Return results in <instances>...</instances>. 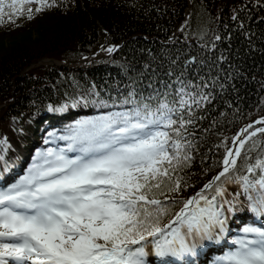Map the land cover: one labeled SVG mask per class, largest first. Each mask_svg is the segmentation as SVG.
Returning a JSON list of instances; mask_svg holds the SVG:
<instances>
[{
	"label": "trees",
	"instance_id": "16d2710c",
	"mask_svg": "<svg viewBox=\"0 0 264 264\" xmlns=\"http://www.w3.org/2000/svg\"><path fill=\"white\" fill-rule=\"evenodd\" d=\"M47 3L50 6L40 12L35 11L38 2L25 4L22 15H5L0 23V164L8 165V173H14L10 164L17 148L31 152L48 129L64 133L77 120L106 110L94 101L118 104L132 91L137 98L158 92L153 107L166 100L176 109L171 115L179 135L172 128L163 130L183 145L182 162L170 170L171 179L154 189L155 197L170 209L161 223L202 189L212 198L216 184L248 175L245 156L247 163L264 159V132L257 131L264 123H256L242 136L236 168L204 189L221 172L224 153L240 125L264 113V0ZM100 45L116 47L75 67L38 63L46 57L74 64ZM181 86H186L184 98L189 99L184 108L175 103ZM165 92L171 94L165 97ZM192 96L198 104L191 102ZM177 179L180 190L172 191ZM235 206L233 222L250 218L247 206Z\"/></svg>",
	"mask_w": 264,
	"mask_h": 264
},
{
	"label": "snow or ice",
	"instance_id": "6c2138e0",
	"mask_svg": "<svg viewBox=\"0 0 264 264\" xmlns=\"http://www.w3.org/2000/svg\"><path fill=\"white\" fill-rule=\"evenodd\" d=\"M34 2L40 4L36 12L50 6L47 0H0V23L5 15H22L24 5ZM185 87L175 93L180 108L189 104ZM159 95L137 98L132 91L118 104L94 101L106 110L77 120L62 135L49 133L63 146L38 151L22 176L0 185V264H149V248L161 264H171L169 258L190 264L186 257L194 258L203 241L219 242L217 233L225 231L223 205L231 203L217 204L221 187L211 199L202 189L183 201L168 223H161L170 209L155 197L154 189L171 179L170 170L182 162L183 145L163 130L172 128L179 135L171 115L176 109L166 100L155 107L151 103ZM190 99L199 103L195 96ZM239 144L213 180L236 168L244 141ZM244 159L248 175L236 178L242 190L238 195L249 201L250 211L264 215V159ZM0 169L6 172L8 165L0 164ZM226 182L231 183V177ZM211 187L212 182L204 185ZM171 190H180L179 179ZM241 231L243 235L232 241L235 249L219 264H264V226L246 225Z\"/></svg>",
	"mask_w": 264,
	"mask_h": 264
},
{
	"label": "rangeland",
	"instance_id": "374dc122",
	"mask_svg": "<svg viewBox=\"0 0 264 264\" xmlns=\"http://www.w3.org/2000/svg\"><path fill=\"white\" fill-rule=\"evenodd\" d=\"M184 22V21H183ZM182 25V24H181ZM180 25V26H181ZM180 26L178 27V28H180ZM115 47L116 46H111V47H109V46H107V45H100L99 46V48L93 53V54H91V55H86V56H84V57H82L80 60H78L76 63H59L58 61H56L55 59H53V58H42V59H40L39 61H38V63H42V65H50V64H57V65H63V64H65V66H67V67H75V66H79V65H81V64H83V62L85 63V64H87V63H89V61H91L92 59H94L95 57H103V56H106V55H108L110 52L108 51V49L109 48H112V49H115ZM256 123H264V113L263 114H261V115H258V116H256V118H254L253 120H250V121H248V122H245V123H243L242 125H240V127L237 129V131L235 132V134L233 135V138H232V140H231V143H230V145H229V147L226 149V151H225V153H224V156H223V158H222V166H221V171H223V168H224V163H223V161L225 160V158H226V156L228 155V153H229V150H230V148L232 147V150H231V152H233V153H235V151H236V149L237 148H239L240 147V144H239V141H241L242 140V136H243V134H244V132H245V130L246 129H248L249 128V126L250 125H253V124H256ZM238 137V138H237ZM235 138L237 139V143H238V145H234V141H235ZM16 149V148H15ZM24 149V146H21L20 148H17L16 150H17V153L14 155V159H13V162H16V160H17V156L18 155H22V152L24 151L23 150ZM26 153V152H25ZM27 154V153H26ZM220 173V172H219ZM218 173V174H219ZM223 180V179H222ZM232 184H234V183H232ZM232 184H216V187L218 186V187H220V186H228V187H230L231 188V185ZM233 192V191H232ZM197 194V193H196ZM196 194L195 195H193V197L194 196H196ZM233 197L234 198H236V195L233 193ZM181 207H183V205H181V206H179L178 208H177V211L176 212H178L179 210H180V208ZM174 216V215H173ZM172 216V217H173ZM171 217V218H172ZM226 220H228V219H226ZM229 221V220H228ZM228 225H229V227L231 228V230H234V228L236 227V225H237V222H232V221H229L228 222Z\"/></svg>",
	"mask_w": 264,
	"mask_h": 264
},
{
	"label": "bare ground",
	"instance_id": "6f19581e",
	"mask_svg": "<svg viewBox=\"0 0 264 264\" xmlns=\"http://www.w3.org/2000/svg\"><path fill=\"white\" fill-rule=\"evenodd\" d=\"M238 138V137H237ZM234 145H238V143H237V139L235 138V141H234ZM233 147V146H232ZM232 147L230 148V150L229 151H231L232 150ZM226 157H228V155L226 156ZM221 237H220V239H219V242H216V240H213L212 241V247H213V250L214 251H218V252H222L223 251V249H224V247L226 246V242H227V239H226V237L223 235V233H221V235H220ZM207 254H209V251L208 252H205V255H207Z\"/></svg>",
	"mask_w": 264,
	"mask_h": 264
}]
</instances>
